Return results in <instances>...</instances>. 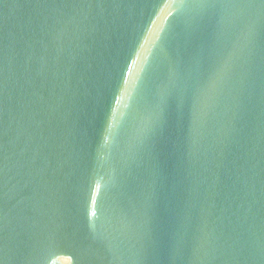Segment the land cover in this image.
<instances>
[{
  "label": "water",
  "instance_id": "obj_1",
  "mask_svg": "<svg viewBox=\"0 0 264 264\" xmlns=\"http://www.w3.org/2000/svg\"><path fill=\"white\" fill-rule=\"evenodd\" d=\"M0 264H264V0H0Z\"/></svg>",
  "mask_w": 264,
  "mask_h": 264
}]
</instances>
